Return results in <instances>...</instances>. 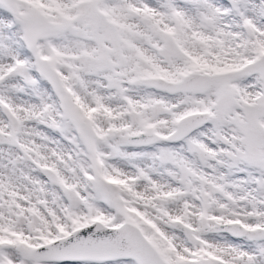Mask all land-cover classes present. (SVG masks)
I'll use <instances>...</instances> for the list:
<instances>
[{
    "label": "snow or ice",
    "instance_id": "6c2138e0",
    "mask_svg": "<svg viewBox=\"0 0 264 264\" xmlns=\"http://www.w3.org/2000/svg\"><path fill=\"white\" fill-rule=\"evenodd\" d=\"M0 264H264V0H0Z\"/></svg>",
    "mask_w": 264,
    "mask_h": 264
}]
</instances>
